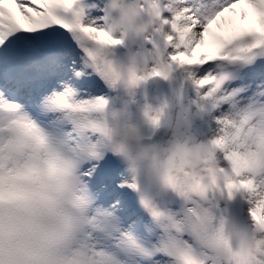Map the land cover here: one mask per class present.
I'll list each match as a JSON object with an SVG mask.
<instances>
[{"label": "snow or ice", "instance_id": "obj_1", "mask_svg": "<svg viewBox=\"0 0 264 264\" xmlns=\"http://www.w3.org/2000/svg\"><path fill=\"white\" fill-rule=\"evenodd\" d=\"M159 55L195 90L234 187L175 192L156 223L139 207L104 122L116 90L101 58L126 42L105 0H0V264H230L219 199L240 193L264 264V0H141Z\"/></svg>", "mask_w": 264, "mask_h": 264}, {"label": "clouds", "instance_id": "obj_2", "mask_svg": "<svg viewBox=\"0 0 264 264\" xmlns=\"http://www.w3.org/2000/svg\"><path fill=\"white\" fill-rule=\"evenodd\" d=\"M108 30L126 42L127 52L118 59L102 56V71L116 90L119 106L111 110L104 122L112 154L127 167L138 191L139 207L156 223L170 222L174 211L162 206L169 193L190 194L207 200L214 190L234 187L232 176L219 164V146L212 138H197L196 115H186L185 97L177 91L173 98L153 108L146 105L136 116L130 106L136 92L157 79L170 81L176 71L159 55L145 56L141 41L151 27V17L141 0H105ZM170 104L175 113L166 111ZM167 140L154 142L153 136ZM215 246L228 255L230 264H257L260 242L252 227L225 214L216 225ZM192 264L191 258H185Z\"/></svg>", "mask_w": 264, "mask_h": 264}, {"label": "rangeland", "instance_id": "obj_3", "mask_svg": "<svg viewBox=\"0 0 264 264\" xmlns=\"http://www.w3.org/2000/svg\"><path fill=\"white\" fill-rule=\"evenodd\" d=\"M184 80L188 83L189 91L185 94L183 91L181 94L185 97V107L186 112L189 117L193 115L195 110V105L191 103L193 99H195V90L191 83V81L186 80L183 76V73L179 70V77L174 75V78L170 81H163L162 84L152 83L148 88H141L138 89L136 92L135 103L130 106V110L138 116L140 110L144 108L146 105H151L155 108L157 105H162L166 100H169L174 97L175 93L178 91L179 81ZM166 111L175 113L177 108L174 104H170ZM197 125L199 128V132L197 134V138L201 140H206L209 138L210 132L209 129V122L206 114H201L196 116ZM167 140L166 136H163L162 142ZM222 167H227L226 162L221 165ZM226 194V192H225ZM224 194V195H225ZM227 201L228 204V214L231 215L233 220L243 221L248 223L246 219L243 218L244 213L243 209L241 210L240 205L236 206L235 202L237 198L228 199L227 196H223L219 199V209L217 211L218 217L225 214V202ZM218 222V220H217ZM249 224V223H248Z\"/></svg>", "mask_w": 264, "mask_h": 264}, {"label": "bare ground", "instance_id": "obj_4", "mask_svg": "<svg viewBox=\"0 0 264 264\" xmlns=\"http://www.w3.org/2000/svg\"><path fill=\"white\" fill-rule=\"evenodd\" d=\"M116 106L117 107L119 106V101L118 100L116 102ZM261 175H264V174H261ZM235 198H237V201L235 202L236 206L240 205L241 210L243 209V213H244L243 218L246 219V221L248 223H250V221H249V219L247 217V212H246L247 203L244 201V199L242 198V195L240 193H235Z\"/></svg>", "mask_w": 264, "mask_h": 264}, {"label": "water", "instance_id": "obj_5", "mask_svg": "<svg viewBox=\"0 0 264 264\" xmlns=\"http://www.w3.org/2000/svg\"><path fill=\"white\" fill-rule=\"evenodd\" d=\"M162 135H158L155 139H153L154 142H159Z\"/></svg>", "mask_w": 264, "mask_h": 264}]
</instances>
